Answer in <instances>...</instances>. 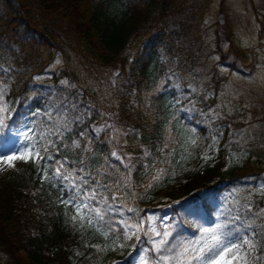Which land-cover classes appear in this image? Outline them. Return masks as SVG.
Segmentation results:
<instances>
[{"label":"trees","instance_id":"trees-1","mask_svg":"<svg viewBox=\"0 0 264 264\" xmlns=\"http://www.w3.org/2000/svg\"><path fill=\"white\" fill-rule=\"evenodd\" d=\"M213 1L0 0V103L10 112L0 138L22 118L46 133L55 131L62 105L75 102L81 113L90 107L82 124L51 137L60 148L57 159L67 158L68 169H79L83 160L113 188L117 180L127 184L118 202L137 209V219L169 212V246L177 251L200 238L202 226L221 222V214L216 221L211 215L216 192L257 174L248 160L227 168L224 159L210 158L219 131L194 70ZM260 20L262 31L264 15ZM222 39L243 53L230 31L218 34V46ZM56 55L61 65L47 71ZM43 74L49 77L37 78ZM43 177L32 160L0 174V264H115L140 251L162 264L142 233L139 242L117 239L107 228L89 225L81 219L86 213L61 202V185ZM229 205L234 207L231 200ZM221 213L233 210L223 204Z\"/></svg>","mask_w":264,"mask_h":264},{"label":"rangeland","instance_id":"rangeland-1","mask_svg":"<svg viewBox=\"0 0 264 264\" xmlns=\"http://www.w3.org/2000/svg\"><path fill=\"white\" fill-rule=\"evenodd\" d=\"M263 15L264 0H214L203 18L202 48L194 71L196 88L208 100V116L219 131L210 158L224 159L227 168L248 160L257 173L249 176L246 184L222 187L216 192L211 212L214 221L219 218L223 204L225 209L231 208L229 200L234 205L233 216L245 215L240 223H246V217L264 209V187H261L264 185V30L261 31L260 25ZM226 31H230L232 41L243 53L231 48L227 40L222 39L220 46L217 45L218 34ZM232 62L234 65L230 66ZM61 63L56 55L47 71L55 70ZM46 76L49 77L43 74L37 78L45 80ZM28 123L27 118H22L18 125L8 129L5 139L0 138V174L24 161L10 160L9 156L17 146L13 133ZM247 205H251V212ZM168 213L150 211L142 217H154V227L163 232L168 230L164 225L169 227ZM258 220L264 223V219ZM199 223L205 222L202 219ZM115 264H157V261L151 260L146 251H140L130 262L123 260Z\"/></svg>","mask_w":264,"mask_h":264},{"label":"snow or ice","instance_id":"snow-or-ice-1","mask_svg":"<svg viewBox=\"0 0 264 264\" xmlns=\"http://www.w3.org/2000/svg\"><path fill=\"white\" fill-rule=\"evenodd\" d=\"M4 95L3 89L0 88V100H3ZM176 102L178 103L179 100ZM62 110V114L58 113L60 118L53 125L55 131L53 128H48L46 133L37 132L30 126L31 122L15 131L13 135L17 138V146L9 159L25 162L32 160L37 163L39 171L44 174L43 178L61 185L60 190L64 194L61 202L66 206L71 205L77 214L86 213V216H81L82 220L86 219L89 225L96 223L102 229L107 228L117 239L130 240L134 236L139 242L142 233L152 244V250L161 253L159 261L162 264H193V261H198L199 264H264V224L256 223L258 219H264V209L253 216L246 217V223H241L239 226H237L238 213L235 216L221 213V222L216 223L215 227L200 229L202 234L200 238L180 244L181 250L177 251L176 246H169L171 231H158L154 227V217L137 219L139 216L137 209L118 202L121 200V187L126 191L127 184L121 185V182L117 180L113 182L115 184L113 188V185L101 183L96 179L84 166L83 160L79 161L81 164L79 169H68L66 168L69 163L67 158L57 159L60 148L51 137H62L64 132L72 131V125L82 124L83 117L90 107L81 113L79 106L73 102L71 106L62 105ZM0 112H9V109L5 105H0ZM69 113H71L70 116ZM9 118L10 112L7 117L0 115V130L7 127ZM107 127L113 126L107 125ZM100 130L95 129L96 132ZM79 135L84 137L87 132L81 131ZM71 143L76 148L80 147L77 140H72ZM111 156L117 160L121 159L116 151H112ZM160 178L159 174L153 177V183L158 182ZM151 186L152 184L149 185ZM246 207L251 212V205ZM125 213L133 215L129 216ZM75 218L74 216L72 219L75 220ZM146 221L147 228H145ZM164 227L167 229L168 225ZM226 255L229 257L228 260L224 259Z\"/></svg>","mask_w":264,"mask_h":264},{"label":"water","instance_id":"water-1","mask_svg":"<svg viewBox=\"0 0 264 264\" xmlns=\"http://www.w3.org/2000/svg\"><path fill=\"white\" fill-rule=\"evenodd\" d=\"M218 19H219V22L222 23V14H219Z\"/></svg>","mask_w":264,"mask_h":264}]
</instances>
